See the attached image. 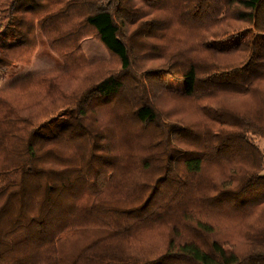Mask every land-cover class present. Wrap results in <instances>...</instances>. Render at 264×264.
<instances>
[{"label":"trees","instance_id":"trees-1","mask_svg":"<svg viewBox=\"0 0 264 264\" xmlns=\"http://www.w3.org/2000/svg\"><path fill=\"white\" fill-rule=\"evenodd\" d=\"M87 29L117 70L86 62ZM171 30L175 48L156 44ZM35 31L79 75L41 77L35 102L16 76L0 88V264H264V154L251 138L264 135V0H0V77L28 61L17 54ZM144 75L183 80L202 127L165 121ZM119 102L149 132L139 183L115 180L122 155L98 121ZM207 213L238 219L237 236L220 241ZM160 222L168 238L148 254L138 233Z\"/></svg>","mask_w":264,"mask_h":264},{"label":"rangeland","instance_id":"rangeland-1","mask_svg":"<svg viewBox=\"0 0 264 264\" xmlns=\"http://www.w3.org/2000/svg\"><path fill=\"white\" fill-rule=\"evenodd\" d=\"M236 25L239 28L246 26L244 23H237ZM179 37L180 33L177 32V30H171L166 37L157 39L156 44H159L160 46L169 45L170 47L175 48L176 40ZM32 38L35 39V46H32L28 51H22L19 52L20 54H17L19 57H25L28 61L18 63L14 67L10 68L4 77H0V88L8 85L11 79L16 76V78H18L17 90L20 93H27L26 98H33L32 102H35L43 98L46 90V84H44V88L40 85L42 84L41 77L47 76L52 78L53 76L60 75L59 80L61 84L67 86L71 85L72 80L76 79L79 74H77V71L72 67L68 70L63 68V59H61L56 52H54V49L49 43L48 37L43 32L35 31ZM78 43L80 52L84 55L87 63H94V65H99L104 69L109 70H117L119 68L118 60L109 54L106 48L92 34L91 29L86 30V36L79 40ZM151 43H155V41L151 40ZM61 45L62 44L60 43L59 45H54L53 47L60 49ZM22 50H25V48ZM76 55L78 54H71L73 57ZM163 62L164 60L160 59L156 61L153 60L149 63V65L157 66V64L161 65ZM142 65L143 63L140 61L137 67L140 69ZM28 74H32L33 79L31 78L30 80H25V76ZM142 78L143 80L147 79L145 85H147V89L152 95V100L160 109L159 111L165 121L169 122L180 119V121L195 122L198 127H202V120L193 102L183 98L180 94L183 89V80H179L174 75H168L163 78L162 81L155 78H153V80L151 78L150 80L146 78L145 75L142 76ZM41 87L43 90H41ZM18 91L8 89L4 92L8 93L11 100L13 96H18L22 100H26L24 97H21ZM126 110L127 109H124L120 102L109 105L101 110L98 115V121L102 127H107L108 134L112 138L113 148L119 149L120 154L122 155L124 165L117 171V173H115V180L117 179L124 183L135 181L140 182L142 179L145 181L148 179L149 174L147 172H142L139 166H137V160L134 157V152L137 151L136 153H140L142 151L139 150V147L143 146V142H145L144 140L147 138L149 132L139 133L138 131L140 128L135 121L126 115ZM251 138L264 154V135H252ZM128 153H133L132 162H129L128 160ZM215 171L216 169L211 166L205 167L201 176L202 182L205 184V180L208 181L209 178L215 174ZM261 174L264 175V168ZM113 187L116 188V186ZM134 188L137 191V188ZM117 189L123 190L121 188ZM131 189H133V187H129L127 190ZM132 192H134V190H132ZM207 214H209L207 215V219L215 222V236L220 239V241H227L228 239H233L237 236L239 231L238 219H228L225 217L226 215H216L212 213ZM174 216L175 215L167 221H172V224L176 225ZM138 237L139 238L137 240L144 244L143 247L145 249H149L152 245L153 250L147 252L148 254L160 252L163 250L165 240L168 238V226H166L163 222L157 223L153 226V228H146L145 230L140 231L138 233ZM147 244L148 246H146ZM74 246L75 245L73 244L70 247Z\"/></svg>","mask_w":264,"mask_h":264}]
</instances>
